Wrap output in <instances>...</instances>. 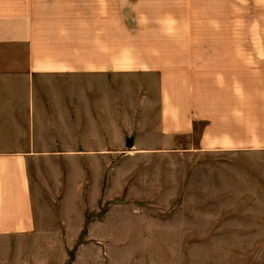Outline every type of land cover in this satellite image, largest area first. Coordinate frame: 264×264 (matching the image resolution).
Segmentation results:
<instances>
[{"label": "crops", "instance_id": "crops-1", "mask_svg": "<svg viewBox=\"0 0 264 264\" xmlns=\"http://www.w3.org/2000/svg\"><path fill=\"white\" fill-rule=\"evenodd\" d=\"M240 82L264 83V0H0V264H66L85 227L111 241L117 161L207 116L200 147L264 146V93L249 138L222 127Z\"/></svg>", "mask_w": 264, "mask_h": 264}, {"label": "rangeland", "instance_id": "rangeland-1", "mask_svg": "<svg viewBox=\"0 0 264 264\" xmlns=\"http://www.w3.org/2000/svg\"><path fill=\"white\" fill-rule=\"evenodd\" d=\"M250 39L246 31L244 41ZM220 85L227 90L222 127L235 141L246 140L255 117L251 93L263 94L264 83ZM238 89L245 99L235 98ZM146 116L147 126L154 114ZM259 117L263 120L262 110ZM205 119L178 145L142 153L129 149L140 157L117 161L111 241H88L85 227L79 241L65 244L66 264H264V146L200 147L203 127L210 119L219 125L212 116ZM263 128L260 122L261 137ZM123 153L117 150V158L128 159ZM106 208L101 206L98 218ZM91 220L89 215L87 224Z\"/></svg>", "mask_w": 264, "mask_h": 264}, {"label": "water", "instance_id": "water-1", "mask_svg": "<svg viewBox=\"0 0 264 264\" xmlns=\"http://www.w3.org/2000/svg\"><path fill=\"white\" fill-rule=\"evenodd\" d=\"M127 146H128V147H131V144H130V143H128V144H127Z\"/></svg>", "mask_w": 264, "mask_h": 264}]
</instances>
